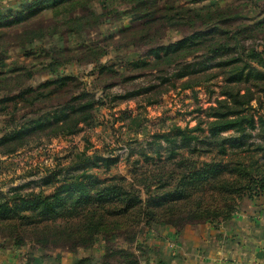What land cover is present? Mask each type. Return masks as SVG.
<instances>
[{"label": "trees", "instance_id": "16d2710c", "mask_svg": "<svg viewBox=\"0 0 264 264\" xmlns=\"http://www.w3.org/2000/svg\"><path fill=\"white\" fill-rule=\"evenodd\" d=\"M94 2L6 0V5L0 0V27L27 23L50 10L65 15L61 23L66 37L82 36L90 24L99 26L103 21L93 8ZM134 2L130 11L115 10L120 15L136 12L134 23L122 25L117 34L111 33L104 40L130 47L137 41L153 42L164 30L189 27L192 31L173 43H150L147 55L152 59L131 60V68L156 72L155 83H168L171 87L180 83L184 89L217 76L218 71H209L216 68L226 83L225 98L209 107L207 115L214 119L206 128L199 123L177 127L172 133H154L159 147L153 155L142 149L145 161H136L130 179L116 175L99 179L86 173L82 170L85 163L110 166L116 158L83 152L80 160L71 164L77 172L70 166H60L36 181L0 190V238L12 242L11 250L30 241L43 247L66 246L77 251L121 237L133 245L143 226L158 224L161 230L170 228L178 234L187 225L216 224L219 219L234 217L241 197H264V0ZM144 18L141 25L135 24V20ZM237 20H241L240 24L231 27ZM255 38L258 42H245ZM35 40L36 36H31L23 44L33 48ZM62 41L59 37L53 55L46 53L51 56L44 64L51 73L48 80L38 87H20L0 98V117L5 122L0 135V157L53 137L77 134L94 123V110L104 104V96L97 98L87 86L82 87L75 72L67 73L64 65L74 59L65 53L70 50L99 59L109 52V45L83 39L81 46L71 50L60 44ZM99 69L112 71L125 82L144 73L127 74L106 63ZM22 71L27 78L34 76L25 65H16L6 73ZM2 73L0 80L5 77ZM249 82L251 86L242 89V84ZM73 87L78 91L72 92ZM63 92L68 93L67 97L58 101ZM153 98L154 95L149 97L150 103L155 102ZM19 100L23 101L21 105ZM256 108L263 113L254 112ZM138 117L129 118L135 122ZM47 187L50 193L45 192ZM0 245L6 246L4 242ZM105 250L102 263L82 258L74 264H141L144 257L140 255L143 251L139 254L118 244L105 245ZM33 258L37 261L36 255Z\"/></svg>", "mask_w": 264, "mask_h": 264}, {"label": "rangeland", "instance_id": "374dc122", "mask_svg": "<svg viewBox=\"0 0 264 264\" xmlns=\"http://www.w3.org/2000/svg\"><path fill=\"white\" fill-rule=\"evenodd\" d=\"M134 1L95 0L93 8L97 10L99 15H102L101 20L103 21L100 22L99 26L90 24L89 30H84L85 35L76 34L72 38L64 35L61 19L65 15L50 10L27 23L10 28L0 27V71L3 72L2 74L5 73V77L1 76L4 77L3 80H0V98L8 93L16 92L23 86L38 87L40 83L50 78L51 73L47 71L44 64L48 63L51 56L50 53L48 55L46 53L51 52L52 55L55 53L53 49L59 46V37L63 40L60 44H63L65 48L70 46L71 50L73 47L81 46L83 39L97 40L98 43H108L109 45V48L107 47L109 52L99 59L90 55L83 56L70 50L65 53L74 59L64 65L67 73L75 72L76 77L83 85L82 87L87 86L97 98L104 96L101 99L104 104L97 106L94 110V123L91 126H84L77 134L53 137L37 146H26L13 154L2 155L0 157V190L8 191L11 187L19 186L30 180L36 181L50 170L60 166H70L73 172H77V167L71 166V164L79 161L83 152H87L90 156L96 154L116 158L114 162L110 163V166L104 164L98 167L88 166L89 163H85L86 169L83 167L82 170H85L86 173H93L99 179L114 175L130 179L136 161H140L141 164L145 161L141 152L142 149H145L148 155H153L155 149L159 147L158 138L155 139L154 133H172L177 127H193L199 123L206 128L209 121L214 119L209 117L207 112L210 106L217 105L219 99L225 98L223 91L226 83L223 82L224 77L220 72L221 70L216 68L209 70L212 73L218 71L217 76L214 74L209 81H202L199 85L184 89L180 83H176V87H171L168 83H155L158 73L141 69L134 70L129 63L131 60L139 58L152 59V56L147 55L150 43L168 45L179 40L183 35L189 34L192 29L189 27L167 29L155 37L153 42L137 41L130 47L124 45L120 47V43L112 42L111 44L110 40H104L111 33L117 34L122 25L130 24L133 18L137 16L136 12L133 15H120L115 11L117 9L119 11L132 10L136 5ZM165 1L158 0L159 3ZM238 1L233 0V3ZM2 2L6 4V0H2ZM144 20L145 18L135 20V24L139 26ZM240 21H233L231 27L239 25ZM245 21L248 22L249 18ZM224 26L228 27L226 24ZM61 34L64 37L60 36ZM38 35L41 37H37ZM31 36H36L35 47L33 48L23 44L25 40L29 41ZM67 38L70 40L65 42L64 40ZM253 41L258 42V39L245 40L248 45ZM39 45L42 47L37 49ZM42 48H44L43 51ZM29 51L35 53L28 55L27 52ZM199 54L201 56L203 52L200 51ZM66 55L64 59H66ZM104 63L113 65L115 69L126 70L127 74H133L135 71L144 73L139 78L125 82L119 76L114 75L112 71L100 72L99 67ZM16 65H25L33 71L34 76L27 78L26 74H22L25 71L6 73ZM251 84L252 82L242 84V89H245V86H251ZM135 90H138L137 93L130 95ZM74 91L78 90H74L73 87L72 92ZM67 94L61 95L58 101L64 100ZM114 94L118 96L115 97ZM153 95L155 102L150 103L149 97H153ZM22 103L23 101L19 100V105ZM7 104L12 106L10 102ZM253 104L256 106V101H253ZM254 112L263 113L257 108ZM134 116L139 117L137 121L132 122L129 117ZM3 125L5 122L2 116L0 117V135L3 131ZM228 148L230 149L229 145ZM161 151L163 152V149ZM147 166L153 167V165L148 164ZM35 190L39 191V188L36 187ZM45 192L50 193L51 189L47 187ZM259 199H264V197L259 196L255 199L246 196L241 197L238 200L234 215L237 210L247 209L249 205ZM222 223L223 225L233 223V217L224 220L219 219L215 225ZM141 229L138 241L133 245L121 237L115 242L99 241L92 246L79 248L77 251H71L66 246L43 247L30 241L15 249L24 251L21 264H74L82 258L102 263L106 253L105 245L115 246L117 244L128 246L139 254L140 251H143L140 255L143 254L144 257L150 255L151 257V255L158 253L154 244L159 243L158 240L163 237V232L158 224H153L151 227L143 226ZM1 237L0 242H4L6 248L1 247V245L0 248L10 249L12 242L3 236ZM152 247L155 248L154 251L150 250ZM33 255H36L37 261ZM144 257L143 260H145ZM112 260L116 262L115 258Z\"/></svg>", "mask_w": 264, "mask_h": 264}, {"label": "crops", "instance_id": "0c3cea01", "mask_svg": "<svg viewBox=\"0 0 264 264\" xmlns=\"http://www.w3.org/2000/svg\"><path fill=\"white\" fill-rule=\"evenodd\" d=\"M162 230L157 254L141 264H264V199L237 210L233 223ZM21 249H1L0 264H21Z\"/></svg>", "mask_w": 264, "mask_h": 264}]
</instances>
